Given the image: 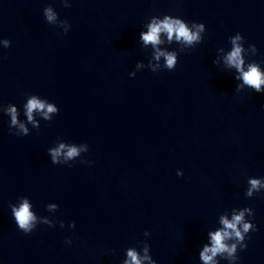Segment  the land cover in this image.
Here are the masks:
<instances>
[{
	"label": "water",
	"instance_id": "water-1",
	"mask_svg": "<svg viewBox=\"0 0 264 264\" xmlns=\"http://www.w3.org/2000/svg\"><path fill=\"white\" fill-rule=\"evenodd\" d=\"M65 2L0 0V264H121L145 231L156 264H203L208 233L245 207L256 231L238 264H264V189L245 196L249 178H264V93H237L238 73L224 62L237 33L246 64L264 61V0ZM49 6L71 25L67 35L47 22ZM166 15L204 24L202 39L190 46L162 33L145 45L141 32ZM157 49L177 54L174 71ZM29 95L58 115L34 112L33 127ZM10 106L28 136L9 134ZM61 143L80 154L53 165L48 150ZM19 197L55 227L19 231L9 208Z\"/></svg>",
	"mask_w": 264,
	"mask_h": 264
},
{
	"label": "clouds",
	"instance_id": "clouds-1",
	"mask_svg": "<svg viewBox=\"0 0 264 264\" xmlns=\"http://www.w3.org/2000/svg\"><path fill=\"white\" fill-rule=\"evenodd\" d=\"M65 8L71 7L69 3L63 0ZM43 15L46 17L47 22L50 24L53 21H59L60 24L64 25L63 34L67 35L71 25L67 20H60L58 14L53 11L51 6L44 8ZM205 26L202 23H187L183 19L173 18L166 15L163 21H157L153 19L148 25L147 33L141 32V38L145 45L151 44L153 47L161 43L160 35L162 33L167 35V39L172 41L174 38L177 41H183L187 45H193V42H198L202 39L201 33L204 32ZM231 51L228 52L224 57V62L229 68H234L238 75L234 78L239 81L237 83L235 91L241 92L244 86L248 89L253 90L256 93H264V70L261 68L260 63L252 60L246 64L245 57L248 55L244 48L245 39L237 33L234 37H230ZM5 48L11 46V42L4 39ZM252 56L257 55V48L255 45H250ZM161 57L164 58L165 64L163 70L174 71L178 64V57L175 52H164L159 49L156 50L154 59L159 61ZM250 59V58H249ZM215 63V61H213ZM142 67V65H137ZM162 71V70H161ZM151 72L158 73L157 68H151ZM136 73H130V78H134ZM26 109V116L29 123L33 127H39L33 119L34 112L44 113L46 120H52V117L48 114L58 115L59 109L54 103H48L37 98L36 95H29L27 103L24 105ZM10 116L9 134L17 136H28L29 129L25 123L18 121V112L15 106H10L7 110ZM13 128H17V131H13ZM21 133L23 135H21ZM88 151V145L85 144L83 149ZM81 149L76 146H69L64 143L59 144L56 148H50L48 154L51 156V163L53 165L59 164V158L64 157L65 160H71L80 154ZM177 176L182 177L183 172L177 171ZM248 187L245 193L247 198H253L256 193L262 192L264 189V178H249ZM19 203L9 204L11 214L14 221L19 229L25 235L31 234L38 225L47 224L48 227H55V223L46 220L44 217H40L35 214L32 210L33 205L29 202L27 197H19ZM58 209L56 204H48L46 206L47 211H53ZM247 217L254 218V211L252 208L232 209L231 219L227 216L221 217V224L223 227L215 232H209L210 243L203 246L202 251L199 252V260L203 264H219L218 257L228 261V264H238L239 257L238 251H244L247 248L245 243L248 234L252 231H256V225L253 224ZM72 228L75 229V223L71 224ZM60 227L63 228V222L60 223ZM145 240L141 242L139 247H129L126 249V259H123L121 264H156V261L150 255V245L147 242V238L151 236L148 231L144 232ZM66 244H71V239L65 241Z\"/></svg>",
	"mask_w": 264,
	"mask_h": 264
}]
</instances>
